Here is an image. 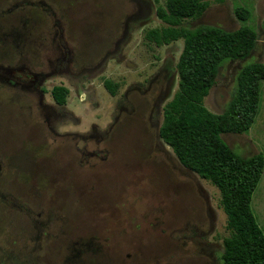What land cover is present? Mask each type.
<instances>
[{"label": "rangeland", "instance_id": "rangeland-1", "mask_svg": "<svg viewBox=\"0 0 264 264\" xmlns=\"http://www.w3.org/2000/svg\"><path fill=\"white\" fill-rule=\"evenodd\" d=\"M153 1L47 0L59 16L52 46L40 49L28 42L45 37L50 22L36 8L0 19L17 28L25 20L28 33L25 62L0 40L1 264H222L229 232L219 193L158 136L182 41L144 42L146 30L163 26ZM235 4L251 10L246 24ZM243 25L255 30L256 46L219 68L203 101L213 114L224 111L243 65H264V0L211 1L181 24ZM105 79L118 85L114 97ZM54 86L68 90L64 106L53 103ZM220 137L241 158H264V82L248 132ZM250 208L264 234V169Z\"/></svg>", "mask_w": 264, "mask_h": 264}, {"label": "trees", "instance_id": "trees-1", "mask_svg": "<svg viewBox=\"0 0 264 264\" xmlns=\"http://www.w3.org/2000/svg\"><path fill=\"white\" fill-rule=\"evenodd\" d=\"M211 1L162 0L155 16L161 28L148 29L143 40L155 47L182 41L175 65L177 90L162 108L158 130L179 164L215 187L219 205L226 217L229 236L222 240V264H264V234L250 208L251 197L264 169L258 153L247 158L236 155L221 139L222 134L247 133L257 115L264 65L246 63L236 73L229 101L221 114H213L204 98L214 86L219 68L227 62L243 61L256 46L257 35L250 26L228 32L218 27L185 29L186 20L199 18ZM234 16L241 24L251 19V10L235 4ZM104 90L114 97L118 85L109 79ZM50 96L56 106H64L68 90L54 86Z\"/></svg>", "mask_w": 264, "mask_h": 264}, {"label": "flooded vegetation", "instance_id": "flooded-vegetation-1", "mask_svg": "<svg viewBox=\"0 0 264 264\" xmlns=\"http://www.w3.org/2000/svg\"><path fill=\"white\" fill-rule=\"evenodd\" d=\"M28 6L34 7L40 13L44 14L50 23L46 24L44 27V30L48 32L45 37L41 38V34L40 37L35 38L34 42L31 40L28 42V33L25 20L24 22H22L21 19L19 20L18 28L9 27V25H7L3 20L5 27L0 26V40L3 41L2 49L8 48V50H10L9 45L11 44L12 49L18 52V62L26 61V56L23 50L25 49L27 42L30 45L38 46V49H40L44 47H51L53 41L55 40L54 19L58 18L59 16V11L57 10L55 3L51 4L50 2H47V0H4L2 8L0 9V19L9 18L12 15L18 14L28 8ZM7 43H9V45ZM0 59V62H5L4 56H2ZM67 69L70 70L69 66H67Z\"/></svg>", "mask_w": 264, "mask_h": 264}]
</instances>
